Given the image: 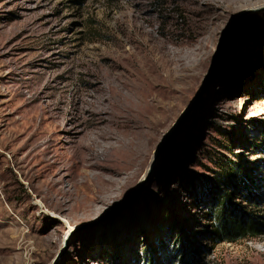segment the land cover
<instances>
[{"label":"rangeland","instance_id":"rangeland-1","mask_svg":"<svg viewBox=\"0 0 264 264\" xmlns=\"http://www.w3.org/2000/svg\"><path fill=\"white\" fill-rule=\"evenodd\" d=\"M195 4L0 0V264H264V0ZM202 24L210 30L199 34ZM197 35L206 47L184 52L149 151L95 206L72 207L81 131L92 128L85 111L101 106L94 82L138 84L128 74ZM55 160L72 194L61 207L48 193ZM225 192L256 223L215 243Z\"/></svg>","mask_w":264,"mask_h":264},{"label":"bare ground","instance_id":"bare-ground-1","mask_svg":"<svg viewBox=\"0 0 264 264\" xmlns=\"http://www.w3.org/2000/svg\"><path fill=\"white\" fill-rule=\"evenodd\" d=\"M247 1L249 0H187V3H196L191 10L199 12L197 3L201 2L227 7ZM205 29L209 31V25L202 24L199 34L205 32ZM212 33L214 34L213 26ZM196 37L199 39L188 41L186 45L183 43L176 47L165 46L158 57H150L153 65L148 68L140 65L134 69L128 76H135L139 80L138 84L128 82L131 79L121 86L111 79L102 83L94 82V90L99 95L101 106L96 110L86 108L85 111L91 117L89 126L92 128L81 131L82 138L76 154L77 168L74 171L78 199L72 207L87 210L95 206L101 200V192L107 190L109 183L114 181V175L126 171L149 151L153 140L150 130L160 124L169 106L167 100L172 92L178 90V82L182 80L187 67L184 52L194 54L206 47L199 35ZM104 102L113 106L115 117L108 116ZM100 155L112 164L102 165L100 160L94 159ZM63 163L55 160L46 164L55 167L58 175L48 187V193L58 200L59 207L72 196L63 185V176H59L64 169ZM95 166H100L104 172H91L89 168Z\"/></svg>","mask_w":264,"mask_h":264},{"label":"trees","instance_id":"trees-1","mask_svg":"<svg viewBox=\"0 0 264 264\" xmlns=\"http://www.w3.org/2000/svg\"><path fill=\"white\" fill-rule=\"evenodd\" d=\"M245 187L249 185L243 182ZM232 204L230 210L226 209L227 204ZM215 209H218L217 217L219 225L215 227L212 232V240L217 243L220 241H232L238 237V234L242 235L246 231H251L254 227V221L252 217H249L244 212L240 211L236 204L232 202L228 193L219 195L216 199Z\"/></svg>","mask_w":264,"mask_h":264},{"label":"water","instance_id":"water-1","mask_svg":"<svg viewBox=\"0 0 264 264\" xmlns=\"http://www.w3.org/2000/svg\"><path fill=\"white\" fill-rule=\"evenodd\" d=\"M203 89L200 91V93L198 94V96L193 100V102L191 103V105L187 108V110L184 112L183 116L181 118H179L175 125L173 126V128L171 129V131L169 132L166 140L164 141L161 149L159 150V153L162 152L166 146L170 143V141L172 140L174 134L178 131V129L180 128L181 124H183V122L186 120L187 116L189 115V113L197 106V104L200 102L201 100V96L203 93Z\"/></svg>","mask_w":264,"mask_h":264}]
</instances>
